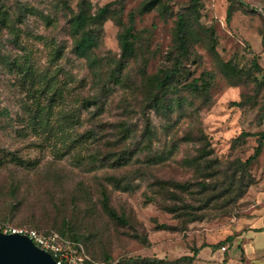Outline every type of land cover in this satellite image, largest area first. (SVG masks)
Instances as JSON below:
<instances>
[{
  "label": "rangeland",
  "instance_id": "1",
  "mask_svg": "<svg viewBox=\"0 0 264 264\" xmlns=\"http://www.w3.org/2000/svg\"><path fill=\"white\" fill-rule=\"evenodd\" d=\"M80 1L0 0V221L76 235L98 264H188L202 244L193 264H264V148L248 162L256 137L241 136L264 132V72L247 52L264 69V0H162L147 13V0H87L111 5L91 60L73 52ZM179 14L193 30L186 76L153 102ZM202 75L207 90L186 87Z\"/></svg>",
  "mask_w": 264,
  "mask_h": 264
},
{
  "label": "trees",
  "instance_id": "2",
  "mask_svg": "<svg viewBox=\"0 0 264 264\" xmlns=\"http://www.w3.org/2000/svg\"><path fill=\"white\" fill-rule=\"evenodd\" d=\"M162 3V0H147L143 3L141 12L147 13L154 10L156 7H158ZM191 8L194 10H198L200 8V0H191L190 1ZM111 5H106L102 8H99L97 11L93 12V8L90 2L87 0H81L79 3V10L77 13L71 14L70 17V25L72 34L74 36V47L73 52L79 56L80 58H86L91 60V55L95 47L98 46L97 42V27L99 24L102 23V21L105 19L106 16H108L111 12L110 9ZM233 17V11L231 7L228 9L227 12V22H231ZM134 16L133 14L130 15L128 26L124 28L122 34L120 35V46L123 52L124 57H129L133 55L134 53V44H133V37H134ZM192 25H190L189 19L184 14H179L177 24H176V30H175V42L177 45V55L174 59V64L170 68L161 69L159 73L157 74V77L155 78L153 85L154 90L150 92V95H153V102H157L158 98L165 94L170 93H178L179 87L181 86L182 82L184 81V77L186 76V67L184 66V61L189 58L191 54V38H192ZM262 47L264 52V35L262 37ZM248 54L252 56L251 60V69L257 71L258 73H263L264 69L259 64L260 56L255 52V50L251 47L247 48ZM228 67H230L228 65ZM186 87L191 88L195 91H205L209 88V82L206 80L205 75H202L200 78L194 79L192 82L187 83ZM231 107H238L242 108L243 104L241 102H231ZM241 136L244 137H256L257 147L255 150L254 155H252L248 162H252L259 155L261 154V151L264 148V132L260 133H247L243 132ZM175 186L179 188L188 189L191 187V184L185 183H175ZM103 197V206L105 210L109 213L110 216L120 220V217L117 216L115 213V210L110 206V199L108 194L103 191L102 192ZM145 207H147V204H145ZM0 224L3 226H7L10 228H15V226H12L10 224H4L0 221ZM29 227V226H24ZM165 228V226H163ZM32 227H29V229ZM32 230H36L39 233H46L47 231H40L35 228H32ZM55 231V230H52ZM58 232V231H56ZM59 233V232H58ZM60 234V233H59ZM69 240H71L73 243H79L80 238L76 235L68 236ZM235 236L231 235L228 236L225 240L219 242L217 244V247L220 248L226 243L232 244L235 240ZM209 247L207 244H202L200 247L192 249V255L183 256L179 259L181 262H187L188 264H193L195 262V259L197 258L199 252ZM244 255V252L242 250V257ZM89 256V255H88ZM90 260L88 264H98L97 261L89 256ZM56 260V259H55ZM229 257L228 255L225 256V261H228ZM57 261V260H56ZM141 264H163V260H158L156 258H144L141 259Z\"/></svg>",
  "mask_w": 264,
  "mask_h": 264
},
{
  "label": "built area",
  "instance_id": "3",
  "mask_svg": "<svg viewBox=\"0 0 264 264\" xmlns=\"http://www.w3.org/2000/svg\"><path fill=\"white\" fill-rule=\"evenodd\" d=\"M0 231L5 234L28 236L38 247L50 253L57 264H88L90 258L81 246L63 239L57 232L39 233L28 228H10L0 224ZM226 248L223 247L225 251Z\"/></svg>",
  "mask_w": 264,
  "mask_h": 264
},
{
  "label": "water",
  "instance_id": "4",
  "mask_svg": "<svg viewBox=\"0 0 264 264\" xmlns=\"http://www.w3.org/2000/svg\"><path fill=\"white\" fill-rule=\"evenodd\" d=\"M0 264H57L54 257L28 236L0 231Z\"/></svg>",
  "mask_w": 264,
  "mask_h": 264
}]
</instances>
